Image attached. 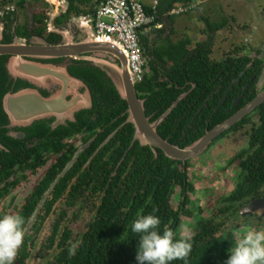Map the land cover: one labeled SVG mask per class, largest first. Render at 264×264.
<instances>
[{"label": "trees", "instance_id": "1", "mask_svg": "<svg viewBox=\"0 0 264 264\" xmlns=\"http://www.w3.org/2000/svg\"><path fill=\"white\" fill-rule=\"evenodd\" d=\"M68 1L69 8L62 16L61 22L72 15H94L97 8L96 0ZM153 1L152 4L146 3L145 7L149 13L156 15V21L162 24V27H157L156 24L148 29V36L144 33L140 36L144 54L149 57V71L136 87L140 98L146 101V112L151 121L157 120L181 94L188 92L158 128L162 137L184 147L204 135L207 128H212L231 116L238 108L233 106V100L241 94L243 85H234L223 104H220V98L250 61L254 62L253 66L245 72V76H253L257 71L260 73L262 60H253L247 54L239 55L236 50L217 61L211 57V39L198 42L193 48L190 36L174 40V31L171 28L168 30L167 21L174 25L175 14L169 12L179 4H189L195 0ZM24 2L26 0H21V6ZM206 21L211 33L218 31L225 23V20L212 22L210 18ZM39 30L40 34H43L44 27ZM59 38L56 34L49 36V39L54 41ZM76 62L74 68H71L72 73L90 88L93 107L77 112V119L69 126L62 125L55 130L51 129L47 119L36 121L27 128V133L28 139L36 138L37 143L33 139L30 142L14 139L7 136L4 129L0 131L1 141L10 149L9 152H0V200L8 195L16 183L11 182L14 175L22 171L36 172L47 160V153L59 154L67 149L69 143L64 142V138L90 131L92 136L97 135L90 148L92 152L109 136L108 143L94 156L87 170L83 172L96 173L107 180V192L99 207L97 219L79 244H65L61 247L60 264H138L136 257L139 237L131 231V225L141 214L159 216L162 231L171 229L177 239H189L193 249L187 264H227L234 239L232 233L229 236L219 234L223 230L222 223L213 219L201 220L193 237L178 235V228L182 223V208H174L171 200L177 187L182 191L194 190L187 167L184 170L181 161L166 156L160 148L154 150L148 145L142 146L139 140L134 141L135 126L130 122L126 123L128 103L121 97L112 80L89 61ZM0 91L3 93L1 82ZM250 94L248 91L240 106L252 98ZM260 108L263 109L262 123L258 128L263 131L264 104ZM2 119L5 122L7 116L0 106V120ZM2 123L0 122V126ZM121 125L123 127L111 138L110 134ZM99 129H105V132H99ZM29 143L32 145L28 146ZM262 147L258 149L260 154ZM84 156H80L65 176L56 183L54 192L52 191L55 197L59 196L70 175L82 167V160L87 158ZM70 157L65 153L47 170L38 192H35L32 198L42 196L44 191L51 187L55 176L61 174L72 160L67 163ZM42 158L43 162L40 161ZM244 167V181L225 199V204L220 208L221 213L236 211L241 204L263 193L264 156L259 163L248 159L244 162ZM187 201L188 198L184 202ZM50 202L53 203V200ZM35 207V203L25 206L27 216L33 213ZM67 233L69 231H66L65 235ZM73 246L75 254L72 252ZM173 264L185 262L180 260L174 261Z\"/></svg>", "mask_w": 264, "mask_h": 264}, {"label": "flooded vegetation", "instance_id": "2", "mask_svg": "<svg viewBox=\"0 0 264 264\" xmlns=\"http://www.w3.org/2000/svg\"><path fill=\"white\" fill-rule=\"evenodd\" d=\"M20 2L21 0L0 1V44L7 47L10 45H15L14 51H4L3 53H0V82L3 85V93L0 91V106L1 108H3L7 116L5 122L4 119L0 120V122H3L2 126H0V131L2 132L4 129L7 136L14 139H19L28 142L33 139L35 143H37L38 140L36 138L28 139L27 133V128L31 127L36 121L33 122L31 125L25 126V123L27 122L26 119L15 117L12 119L10 117L11 110L13 112L14 110L16 111V106L18 104L16 99L17 94L23 91H27L31 92L29 95L33 97H38L39 94L44 97H50L55 94L58 95L60 94V92H66L67 101H70L73 97L79 96L80 94H85V87L75 86V83L72 81H69L68 84H66V82L68 81V79L66 78L61 81L54 77H50L48 80L43 81L42 77L39 76V74L41 73L40 69L43 68L44 64L61 66L62 62H64V65L62 66L67 67L69 74L73 77H76L72 73V69L76 65V61H84L83 59H75L72 56L59 58L38 57V54H35L39 52L37 47L44 44H58L61 41L60 39L64 37V34L69 35V38L73 37V40H75V35L73 33H78L79 31H82V28L85 26L86 22H90V18L93 15H72L66 21L61 22L62 16L68 11L69 8H66L65 5L57 8L56 3L48 0H26L23 6H21ZM31 2H35V4L38 5L37 8L40 10L36 11L32 15V19L30 22L20 23L18 21L19 13L23 10H26V8H29V4ZM49 8H51L52 10L49 11ZM87 16L89 17V20L85 19ZM43 18L44 21L42 22ZM51 23H53V25H51ZM41 27H44V30H42L43 34H40L39 32V29ZM52 34L59 35L60 38L56 41L49 39V36ZM77 35L78 36L76 38L78 40L79 33ZM27 46H31L33 49H26ZM27 51H32L33 54H24ZM88 54L90 55L91 53H86L85 55ZM145 57L147 58V56ZM252 59L262 60L261 72L259 73L257 71L253 76H245V72L253 66L254 62L250 61L246 64V67L241 71V74H243H240L238 77L234 78L233 82L231 83V86L226 90L224 96L220 98V104H223L228 99L234 85H238L240 83L243 85L241 88V94L236 96L233 100V106L235 108H238L231 114V116L241 110L248 103L253 101L259 95V93L264 91V86L262 87V89H259L258 87L259 82L264 80V78L261 77L264 71V54L261 58L256 57ZM147 64L148 63H146V73L149 71ZM229 89L230 92L227 94V91ZM248 91L251 92L250 97L252 98L244 105L240 106L242 99L245 97ZM225 96L226 98H224ZM263 104L264 102L258 105L249 113H247L245 116H243L230 128L214 137L209 143L208 147L197 156L187 159L186 163L183 160H178L182 162V167L184 168V170L187 167L189 179L190 181H192L190 169L192 168V163L195 162L196 159L198 160L203 154L210 152L211 149H213L217 144L220 149H223L224 143H226L228 146L229 140H231V138H236V141L242 140L243 143L240 149H236V147L234 146L233 150L230 151L231 154L224 160V165L221 168L223 172L229 171L232 174L234 185L230 191L222 194L218 198L220 203L215 206V208L211 211V215L209 217H206L204 211H202L201 209H199L197 213H195L191 209L186 208V205L191 201L190 196L196 191L193 181V191L181 190L183 200L179 207L176 209L182 208L183 210H185L186 212L182 211L181 209V217L183 215L193 217V223L190 224V226L192 227V235L185 236L182 235L181 231V225L183 223L182 220V223L178 228L179 236L189 238L193 237L197 232V226L199 221L205 219H213L215 221H218L219 223H222L223 230L219 232V234L222 233L224 235L229 236L232 233L234 243L236 240L237 233L242 227H249L253 229L264 228V206L263 208H258L257 210L251 213H244L243 210L257 199L264 198V186L262 188L263 193L259 197H256L250 200L249 202H244L239 206L236 211H228L224 213L220 212V208H222L225 204V199L237 189L240 182L244 181V162L248 159H251L252 161L259 163L261 157L264 156V130L261 131L258 128L262 123L263 109H261L260 107L263 106ZM229 111L231 112L232 109H229ZM69 113L70 112L68 111V114L66 115L68 118L64 120L63 123H57L58 118L56 117L47 119L48 124L51 126V129L55 130L62 125L69 126L70 123L73 122L71 119H69ZM230 117H228L227 119H229ZM227 119H225L224 121H226ZM221 123L216 124L212 128H207L205 134ZM122 127V125L119 126L116 131L110 134V137L112 138L117 132V130ZM101 131L105 132V129H99V132ZM21 134H23L24 137H19ZM204 135H202L200 138H202ZM96 137L97 135L92 136L90 134V131H85L83 133L72 135V137L64 138V142L69 143L67 145V149L60 152L59 154L53 152L50 154L47 153V160L42 166L39 167L36 172L22 171L21 173L12 177L13 179L11 180V182L15 181L16 183L12 186L8 195L2 200H0V217L6 214H18L24 217L25 219V224L23 225L24 239L22 245L17 251L14 264H33L32 262H30V260L31 257L33 258V249L36 248L37 257H35L39 259V263L42 262V264H60L59 257L61 247L65 244H79L85 234L94 225L97 219V215L99 213V207L102 204V199H104L105 194L107 192V180L103 176H99L96 173L84 174L83 172L84 170H87L94 156L108 143L107 138L109 136L105 138L102 143L98 145L92 152H90V148L94 143ZM31 145V143L28 144V146ZM237 146H240V144H238ZM185 147L187 146H184L182 148ZM260 147L263 148L261 154L258 153V149ZM9 151L10 149L8 148V146L0 139V152L4 153ZM65 153L71 156L67 163L71 159L73 160L77 153L78 157L76 158L75 163L80 159V156L82 155H85L84 157L87 156V158L85 160H82V167L79 168L78 171L70 175V178L66 182L65 187L61 190L58 197H55L53 195L54 190H52L53 192L51 191L52 193L50 192L49 196L47 197L46 194L49 189L48 188L46 191H44L42 196L32 198L33 194L35 192H38L40 183L46 176L47 170L50 169L54 164H56L60 157H62ZM216 155V158L218 160L222 159V155L217 153ZM210 157L211 154H209L208 156L209 160ZM40 161L43 162V158ZM45 167H47V169L44 171L43 175L36 180V183L34 184L33 188L29 190L27 195L24 197L20 196L19 198H16L14 204L10 206L9 211L4 210L2 208L4 201L7 198H10L20 185L27 183V181H29V176H36L37 172ZM59 175L60 173L55 176L54 180L59 178ZM64 176L65 175H63L62 178ZM45 196L46 199H44ZM186 198H188V201L184 202ZM51 200H53V203L50 202ZM29 203H35L36 207L33 213L27 216L25 206ZM61 204L63 206L59 209L60 212L57 218L54 219L52 222L51 232L42 239V228L46 220L58 210V206ZM37 210L38 213L35 215V212ZM69 217L71 223L79 222L84 217H88V220L84 223L83 231H78L74 229L70 225L71 223H68ZM65 223L68 224L63 227ZM66 231H69V233L65 235ZM51 252H55V254L53 256H50Z\"/></svg>", "mask_w": 264, "mask_h": 264}, {"label": "water", "instance_id": "3", "mask_svg": "<svg viewBox=\"0 0 264 264\" xmlns=\"http://www.w3.org/2000/svg\"><path fill=\"white\" fill-rule=\"evenodd\" d=\"M49 1V0H48ZM65 7H69V1L64 0ZM65 10V9H64ZM89 20L87 16L85 18ZM53 25V23H51ZM83 27V26H82ZM82 34L80 39L73 40V37L69 38L66 34L62 41L58 44H44L38 46V57L42 58H59V57H69L72 56L75 59L88 60L92 65L100 68L108 78L112 80L117 91L121 97L128 103V118L127 122L134 124L135 126V136L134 141L139 140L142 146H150L154 150L160 148L164 151L165 155L171 159L183 160L185 163L187 159L192 158L203 152L212 141L221 132L230 128L233 124L239 121L247 113L255 109L258 105L264 102V91L259 93V95L241 110L231 116L229 119L223 123L217 125L214 129L209 130L202 138L195 141L194 143L188 145L185 148L179 145L173 144L168 139L162 137L158 128L159 125L166 119L169 113L178 105V103L188 94V92L181 94V96L174 102V104L157 120L151 121V118L146 112V101L140 98L137 91V84L139 83L133 75L130 68V58L129 52L122 48L121 42L117 41L115 38H110L109 36H98L94 30L91 22L87 21L85 26L82 28ZM150 30L144 31V35H149ZM1 34V33H0ZM1 37V36H0ZM15 45L4 46L0 44V53L4 51H14ZM26 49L32 50L31 46H27ZM86 53L98 55H85ZM24 54H33L32 51H27ZM147 60L149 57L146 58ZM64 62H62L63 64ZM39 76L42 77L43 81L48 80L50 77H54L59 80L64 78L75 83V86L86 87L85 94H80L79 96L73 97L70 101L66 99V92L58 95H52L50 97H44L41 94L38 97H33L29 95L31 92L23 91L17 94V106L16 111L11 110L10 117L26 119L27 122L25 126L31 125L37 120L49 119L56 117L57 123H63L68 117L69 119L75 121L77 112L83 109H90L93 107V96L88 85L78 77H73L69 74L67 67L56 66L50 64H44L43 68L40 69ZM243 74V73H242ZM241 74V75H242ZM241 77V76H240ZM264 78V71L261 76ZM230 89L227 91V94ZM226 94V96H227ZM226 96L224 98H226ZM13 114V115H12ZM19 137H24L21 134ZM78 153L73 160H71L59 178L52 183L46 196L48 197L50 192L55 187L56 183L59 181L60 177L65 175L70 168L74 165ZM48 167V166H47ZM44 168V171L47 169ZM46 196L44 199H46ZM264 198L257 199L252 202L249 206L244 208V213H251L258 208H263ZM39 210V208H38ZM35 212V215L38 213Z\"/></svg>", "mask_w": 264, "mask_h": 264}, {"label": "rangeland", "instance_id": "4", "mask_svg": "<svg viewBox=\"0 0 264 264\" xmlns=\"http://www.w3.org/2000/svg\"><path fill=\"white\" fill-rule=\"evenodd\" d=\"M143 1L147 4L154 3L153 0ZM37 7L38 5L35 4V2H31L29 8L19 13L18 21L20 23L30 22L32 15L40 10ZM48 10L51 11L52 9L49 8ZM207 18H210L212 22H221L225 20L224 26L215 33H211L206 21ZM167 28L168 30L170 28L173 29L174 34L172 38L174 40L190 36L193 40L191 48L195 47L198 42L211 39L213 43V53L211 57L217 61L222 60L228 54L236 50L239 51V55L247 54L251 58H261L264 54V0H197V5L192 10L182 15H175L174 25L170 24L168 20ZM82 32L83 31L78 32V39H80ZM78 33H73L75 35V40H77L76 37ZM67 37H69V35H67ZM95 55L99 56L98 53H95L93 56ZM62 65H64V63L61 64V66ZM263 86L264 80L259 82L258 87L262 89ZM86 90L85 87V92ZM235 139L236 138H231L228 146L224 143L223 149H220L217 144L210 152L203 154L198 160L196 159V161L192 163L190 175L196 191L190 196L191 201L186 205V208L191 209L195 213L201 209L204 211L206 217H209L211 211L220 203L218 198L233 188L232 174L229 171L223 172L221 167L224 165L225 158L231 154L230 151L233 150V147L235 146L236 149H240L243 145L242 140L236 141ZM238 144H240V146H237ZM216 153L222 155L221 160L216 158ZM209 154H211L210 160L208 158ZM43 173L44 168L40 169L36 176H29V181L20 185L12 196L4 201L2 208L9 211L15 199L20 196H26L29 190L33 188L36 180L41 177ZM182 200L181 189L178 187L173 195V206L178 208ZM62 206V204L59 205L58 210L46 220L42 228V239L51 232L52 222L57 218L60 212L59 209L62 208ZM68 220V223H71L70 217ZM87 220L88 217H84L81 221L72 222L70 225L78 231H83L84 223ZM182 220V235L191 236L192 227L190 224L193 223V217L183 215ZM68 223H65L63 227ZM241 229L238 231L237 236L241 234ZM36 254L37 248L33 249V258L31 257L30 262L33 264H42V262L39 263ZM54 254L55 252H51L50 256Z\"/></svg>", "mask_w": 264, "mask_h": 264}, {"label": "clouds", "instance_id": "5", "mask_svg": "<svg viewBox=\"0 0 264 264\" xmlns=\"http://www.w3.org/2000/svg\"><path fill=\"white\" fill-rule=\"evenodd\" d=\"M25 219L18 214L0 217V264H14L23 243ZM161 219L154 214L139 215L131 225L138 234V264H173L187 260L193 245L187 238L177 239L171 229L160 228ZM75 254V246L72 248ZM227 264H264V229L242 228L229 251Z\"/></svg>", "mask_w": 264, "mask_h": 264}, {"label": "built area", "instance_id": "6", "mask_svg": "<svg viewBox=\"0 0 264 264\" xmlns=\"http://www.w3.org/2000/svg\"><path fill=\"white\" fill-rule=\"evenodd\" d=\"M1 1V0H0ZM57 8L64 5V0H49ZM97 8L90 18L98 36H109L121 42L122 48L129 52L130 68L138 82L146 74V57L141 43V34L152 26L162 27L157 23L156 15L149 13L143 0H96ZM197 5V0L189 4H179L170 14H185Z\"/></svg>", "mask_w": 264, "mask_h": 264}]
</instances>
